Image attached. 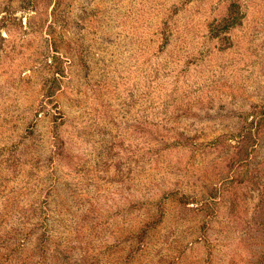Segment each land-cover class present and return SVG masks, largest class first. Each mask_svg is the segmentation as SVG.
<instances>
[{
  "label": "rangeland",
  "instance_id": "rangeland-1",
  "mask_svg": "<svg viewBox=\"0 0 264 264\" xmlns=\"http://www.w3.org/2000/svg\"><path fill=\"white\" fill-rule=\"evenodd\" d=\"M254 108L264 0H0V264H264L206 144ZM147 123L194 145L149 160Z\"/></svg>",
  "mask_w": 264,
  "mask_h": 264
},
{
  "label": "trees",
  "instance_id": "trees-1",
  "mask_svg": "<svg viewBox=\"0 0 264 264\" xmlns=\"http://www.w3.org/2000/svg\"><path fill=\"white\" fill-rule=\"evenodd\" d=\"M234 6V4L231 5L228 15L224 18V25L222 26V29L225 31H227L226 29L235 26L240 21V16L235 11ZM254 109V117L250 121L239 124V126L233 132L227 131L226 134L228 135V137L223 136L221 138H216L209 142H206V144L211 149V151L216 153L218 156H221L223 153L225 155L224 159H221V162L218 164L216 168L217 170H222L227 167L233 168V173H237V171L239 172V169L240 172L243 170V173L248 172L249 170H251V172L253 171L254 174L252 173L251 176H246L244 178L242 182L243 186H240V188L242 187V190L241 193L239 192L237 199L239 201L242 197L244 200L246 199L247 191L250 189L249 184L259 186L261 185V187H263V190L259 188L260 204L263 205L264 184L262 185V183L264 182V179L262 182L260 175H262L264 171V109ZM144 126L146 127L145 134H147L148 137L146 139V145L147 156L149 160H157L161 158L169 149H175L179 147L190 148L192 145H194L190 140L176 139L175 136L177 134L175 133V130L173 128L164 129L165 131L154 134L153 132L160 130L157 123H147ZM167 132H171L174 139L173 137H170V139L173 140L165 139L164 135ZM156 136L159 138H156ZM258 150L259 152L262 150L263 155L261 156L260 160L254 164L252 160ZM250 164H253V167H251ZM225 191H227V189L222 188L219 190L220 193H223ZM192 202L195 203L194 198H192ZM263 225L264 224L261 223V228L263 227ZM245 226H247L246 223ZM249 227L253 228L254 226L249 223ZM259 228L260 225L258 223L257 229ZM261 258H264V252H262Z\"/></svg>",
  "mask_w": 264,
  "mask_h": 264
}]
</instances>
